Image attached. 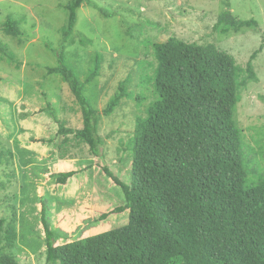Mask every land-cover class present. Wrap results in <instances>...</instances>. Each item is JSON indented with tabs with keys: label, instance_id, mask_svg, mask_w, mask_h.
I'll use <instances>...</instances> for the list:
<instances>
[{
	"label": "rangeland",
	"instance_id": "1",
	"mask_svg": "<svg viewBox=\"0 0 264 264\" xmlns=\"http://www.w3.org/2000/svg\"><path fill=\"white\" fill-rule=\"evenodd\" d=\"M68 1L0 0V51L16 55V63L0 57V250L19 264H49L44 213L57 245L128 223L129 210L98 221L125 200L105 169L131 184L137 118H146L159 98L153 83L158 45L173 39L216 44L241 65L264 45V0H230L234 16L255 18L260 26L225 34L214 26L227 0H85L62 44ZM11 16L20 22L5 31L1 26ZM54 48L65 65L77 68L84 93L100 113V157L77 133L56 137L61 125L83 128L84 116L65 78L49 71L59 66ZM255 64L259 81L241 90L236 112L250 167L245 187L264 176V48ZM121 83L126 95L105 115ZM73 169L80 173L57 183Z\"/></svg>",
	"mask_w": 264,
	"mask_h": 264
},
{
	"label": "trees",
	"instance_id": "2",
	"mask_svg": "<svg viewBox=\"0 0 264 264\" xmlns=\"http://www.w3.org/2000/svg\"><path fill=\"white\" fill-rule=\"evenodd\" d=\"M84 2L66 3L69 19L62 44L72 34ZM14 19L9 17L1 28L12 31L14 22H20ZM259 26L255 18L234 16L227 0V10L220 14L214 30L225 34ZM263 48L262 44L241 65L216 44L173 39L158 45L153 83L159 98L146 118H137L131 184L124 185L105 169L123 188L125 200L98 221L126 210L129 221L57 245L44 213L49 264H264V176L245 187L250 167L245 165V140L236 120L241 90L259 81L255 60ZM54 51L59 66L49 71L65 78L84 116L83 128L61 125L56 137L77 133L100 157V113L84 93L85 82L79 79L77 68L65 65L60 49ZM5 54L15 62L13 52L0 51L1 58ZM125 95L126 86L121 83L104 114H111ZM79 173L75 169L61 173L57 183L66 184ZM4 222L0 220V230ZM1 251L0 264H19Z\"/></svg>",
	"mask_w": 264,
	"mask_h": 264
}]
</instances>
